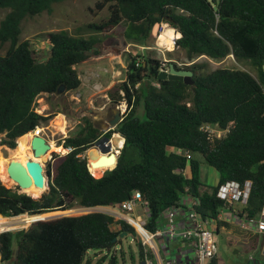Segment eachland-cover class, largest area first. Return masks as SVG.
Instances as JSON below:
<instances>
[{
  "label": "trees",
  "instance_id": "16d2710c",
  "mask_svg": "<svg viewBox=\"0 0 264 264\" xmlns=\"http://www.w3.org/2000/svg\"><path fill=\"white\" fill-rule=\"evenodd\" d=\"M62 1L0 0V10H7L0 21V45L8 44L0 55V136L11 149L17 139L48 121L49 116L35 112L36 99L58 94L59 88L77 90L81 82L75 67L100 55L96 39L65 31L47 34L50 49L45 62H39L43 57L29 41H20L25 18L50 14L52 6ZM104 5L108 19L90 28L103 32L123 23L127 44L143 47L156 24L174 29L180 35L176 47L185 55L193 84L158 80L160 61L143 53L129 54L125 79L109 97L112 103L127 105L122 120L107 134L123 139L115 168L98 179L89 173L83 154L95 146L100 132L85 120L61 143L70 152L55 155L46 166L48 191L39 199L5 188L0 170V216L33 217L73 206L121 210L139 193L150 234L159 229L168 209L187 210V197L196 202L192 209L202 219L215 222L217 233L228 225L217 218L227 208L216 197L217 188L228 181L240 185L250 181L248 201L239 211L246 219L257 217L264 203V0H102L97 7ZM230 56L251 62L255 77L240 69L207 73L194 62L199 57L222 62ZM204 126L224 134L210 137ZM195 156L216 172L213 186L201 182V162ZM114 224L117 231L111 228ZM131 230L125 222L98 212L36 221L26 230L1 234V264H83L88 251L110 252L118 237ZM258 238L255 234L253 242ZM138 248L139 263L153 261L141 243ZM107 264L119 263L112 256ZM209 264H218L216 255Z\"/></svg>",
  "mask_w": 264,
  "mask_h": 264
},
{
  "label": "rangeland",
  "instance_id": "374dc122",
  "mask_svg": "<svg viewBox=\"0 0 264 264\" xmlns=\"http://www.w3.org/2000/svg\"><path fill=\"white\" fill-rule=\"evenodd\" d=\"M101 2L102 0H63L52 6L50 14L42 13L33 18H25L21 23L20 41H29L34 51L43 58H46L50 49L46 36L51 32L65 31L71 35L79 37L94 38L99 42L95 48L100 50V55L90 57L88 60L75 67L78 77H80V80L83 83L80 92L77 89L75 91L60 92L53 95L43 94L35 101V112L39 115L49 116L48 121L39 125V129H41L39 136L43 137L47 143L53 147V149L50 150L51 152L49 151L47 153L46 158L48 161L44 167V171H46V166L51 164L55 155L65 152V149L61 146L63 139L77 133L79 128L85 123V120L93 122V119H103L106 108L110 109L118 103L120 104L122 114L124 115L126 113L127 105L124 101L115 104L111 102L109 97L111 94L113 95L117 92V86L125 79L129 54L136 55L143 53L146 57L158 60L163 65L166 64L163 66L164 70L168 69V64L166 62H173L178 68L185 69V55L181 50L176 46L173 48L169 45L158 46V35L167 29H172L165 23L156 24L153 27L150 38L142 47L143 50L140 49L141 46L126 43L123 38V31L125 29L123 23L116 27L105 29L103 32L90 28L92 25L98 26L102 22H105L109 17L108 5H104L100 8L97 7ZM6 14L7 10H0V21ZM169 41L170 40H168V42ZM7 47L8 44L0 45V55L4 54ZM194 62L200 64L203 67L204 72L207 73L217 68H228L249 72L254 77L256 75V70L251 62L246 60L236 61L231 56L222 62L211 61L204 57H199ZM90 83L94 86L97 85V89L94 88L95 91L86 93L87 95H81L85 92L87 85ZM136 111L140 114L141 107L138 106ZM59 115H61L65 121V130L63 132L59 131L56 124V118ZM29 135L31 136L29 137ZM112 135L113 134H111V136ZM32 136H34V134H28L17 139L15 141V146L19 142L26 148L30 147L29 143ZM3 138L4 135H1L0 150L2 151L3 158H8V151L13 149L2 143ZM90 150L99 151L96 147H91L85 151L83 157L86 158L87 153ZM112 150H118V153L114 151L115 153L113 154L118 155L120 148L112 147ZM195 157L200 159L199 161L201 162V182L207 187L213 186L215 184L216 175L214 169L206 165L198 156ZM88 160L91 161L93 158ZM88 162L86 160L87 165ZM114 165L115 161L111 167L104 170L103 173L101 172L98 177L93 175L94 178L98 179L102 177L105 172L110 171L111 168L113 169ZM0 170L2 172V169ZM1 175L3 184V172ZM7 180L9 182L8 185L3 184L5 188L11 189L19 194H26L22 190H19L14 182L8 177ZM47 191L48 189H46L45 186V189L40 196L47 193ZM39 197L36 199H39ZM107 208L108 207L80 209L78 206H73L70 210L50 212V214L57 213V215L52 217L46 216L40 219L76 217L94 212L106 214L109 213L106 211ZM131 213L133 214L134 219L138 218L141 221H145L147 218V215L143 212L140 205H137L132 209ZM25 217L30 216L20 215L10 219L21 218V220H24ZM33 222L28 224L20 222L14 229L10 230V232L16 233L21 230H26ZM223 227L224 230H219L218 234L215 233L218 264H264V256L260 249V236L257 243H254L253 240L255 233L242 229L238 224L228 223V225ZM111 228L113 231H117L119 227L117 224H114ZM118 241L119 243L110 252L95 250L88 251L83 264H86L87 261H89L90 264H107L112 256H116L119 264H139L138 243H141L143 246L140 237L136 236L133 238L130 235H120ZM153 244L154 248L152 250H149V247H143L146 251L152 254L153 259L154 256L160 258L157 238L153 239ZM170 247H172V245H170Z\"/></svg>",
  "mask_w": 264,
  "mask_h": 264
},
{
  "label": "built area",
  "instance_id": "2783aa9c",
  "mask_svg": "<svg viewBox=\"0 0 264 264\" xmlns=\"http://www.w3.org/2000/svg\"><path fill=\"white\" fill-rule=\"evenodd\" d=\"M178 39H179V34L174 32V38L171 39L169 46L172 48L176 46V41ZM158 46L161 45L158 43ZM138 63H140L139 60L136 61V65H138ZM202 130L206 132L210 137L213 136L220 137L224 134L223 131L216 130L215 128L209 126H204ZM40 131L41 129H39L38 126L35 127V129L30 134L32 135L34 134V136H39ZM70 150L71 148H66L65 152H61L60 154L68 153L70 152ZM114 151L118 153V150H114ZM99 152L104 155L109 154L102 151ZM184 156L189 158L188 153H185ZM87 169L89 171L88 165H87ZM91 176L94 177L92 174ZM250 189H251L250 181H246L243 185H240L234 181H228L217 188L216 197L222 200L226 205L227 208L225 211H229L231 215L236 220H238L239 227H241L244 230H249L251 231V233H255L256 235H259L261 237L260 249L264 256L263 253L264 203L257 217L252 219H246L244 216H240L239 208L246 205L248 201ZM137 205H140L143 209V212L147 215L146 204L142 201V198L139 193H135L129 200H127L122 205L121 210L111 207L110 209L106 210L107 212H109L106 214L113 217L114 221H123L127 225H129L132 229H134L137 232L138 236L140 237L143 246L149 247V250H151L153 249V239L161 236L163 234L162 233L163 230L161 229V231H159L158 229L154 234H150L145 227L146 220L141 221L138 218L134 219L131 210L134 209ZM194 206H196V202L194 200H191L187 203V210H183L181 207H178L174 209H168L167 211H165L163 214L165 220L164 232L169 240H180V241L188 242L191 245L193 252V260L191 264H209L210 260L217 254L215 229L214 228L211 229L210 227V224L213 223L215 225V222L202 219V217L192 209ZM223 212H221L217 216L219 221L222 220ZM178 215L183 216V223H182L183 226L180 229L176 225V218ZM5 219H10V218H5ZM10 230L12 229L8 228V226H5V224H0V236L3 233L10 232ZM0 264H1V255H0ZM146 264H151V262L146 261Z\"/></svg>",
  "mask_w": 264,
  "mask_h": 264
},
{
  "label": "water",
  "instance_id": "95a60500",
  "mask_svg": "<svg viewBox=\"0 0 264 264\" xmlns=\"http://www.w3.org/2000/svg\"><path fill=\"white\" fill-rule=\"evenodd\" d=\"M155 17H158V15H155ZM164 20L167 22H172V20L168 17H164ZM46 60L47 58H42L39 62H45ZM191 77H192V73L190 71L186 69L178 68L173 62H168V69L160 70L158 73L157 79L158 80L180 81L187 86H191L193 84ZM62 91H63V88H59L57 92L60 93ZM122 117H123V114L120 110V104L118 103L114 105L112 108H110L109 112H107V123H106V120L103 121L102 119H98V121L103 126L102 128L99 126H96L95 124L93 126L96 130H100L103 132L113 130L116 128L117 124L122 120ZM105 118H106V115H105ZM49 148H50L49 144L43 137L32 136L30 139V150H31L32 156L34 159L43 158L42 159L43 163L29 160L28 162H26V165L24 168L18 162L10 160L8 167H7V174H8V177L14 182L15 186L19 190L28 188L29 186H31V184H33L36 187H41L45 185L46 189H48L49 175L47 174L46 171H44V167L47 164L48 159L47 158L44 159V155L49 150ZM102 152H106V150ZM118 155L114 156L115 166L117 163ZM112 156L113 154H109L107 159L111 158ZM86 158L88 160V153H87ZM58 218H61V217H57L55 219H58ZM48 220H53V219L52 218H47V219L36 218L34 222L48 221ZM126 235H130L133 238L138 236L137 232L134 229L129 232H124L121 234V236H126ZM115 240L116 238L113 239V241ZM263 253H264V249H263ZM139 264H146V261L145 260L140 261Z\"/></svg>",
  "mask_w": 264,
  "mask_h": 264
},
{
  "label": "bare ground",
  "instance_id": "6f19581e",
  "mask_svg": "<svg viewBox=\"0 0 264 264\" xmlns=\"http://www.w3.org/2000/svg\"><path fill=\"white\" fill-rule=\"evenodd\" d=\"M158 36H159L158 37V43L161 46H167V45H170L171 39L174 38V33H173L172 29H167L166 31L161 32ZM168 40H170V41L168 42ZM56 124H57V127L59 128V131L63 132L65 130V128H64L65 121L61 115H59L56 118ZM30 136L31 135H29V137ZM111 145H112V147L121 148V146L123 145L122 138L117 134L113 135V137L111 139ZM29 146H30V143H29ZM49 146H50V148L46 152V154L44 155V159H46L47 153L53 149V147L50 144H49ZM1 152L2 151L0 150V169H2V172L4 175L3 176V184H5V185H8V183H9L7 180V177H8L7 167H8L10 160L18 162L24 168H25L26 162H28L29 160L36 161V162H43L42 161L43 158L34 159L32 156L30 147L26 148L23 144H21L19 142L17 143L16 147L13 150L8 151V153H7L8 158H3ZM114 156L115 155H113L111 158L107 159L108 158L107 155L101 154L97 150L88 151V159L93 158V160H91V161L88 160L89 161L88 162L89 172L92 175L98 177L101 174V172L103 173L104 170L108 169L109 167H111L114 164V161H115ZM89 163H90V165H89ZM44 189H45V185L41 186V187H36L33 184H31V186L23 189L22 191L24 193L28 194L29 196L33 197V198H37L41 195V193L43 192ZM55 215H57V213H54V214L46 213V214H43V215H40L37 217L36 216L25 217L24 220H21V218L5 219V218L0 216V224H5V226H8V228L14 229L15 226L18 225L20 222H25L26 224H28V223L36 220V218H43L46 216L52 217Z\"/></svg>",
  "mask_w": 264,
  "mask_h": 264
},
{
  "label": "crops",
  "instance_id": "0c3cea01",
  "mask_svg": "<svg viewBox=\"0 0 264 264\" xmlns=\"http://www.w3.org/2000/svg\"><path fill=\"white\" fill-rule=\"evenodd\" d=\"M174 31V29H172ZM141 50H143L142 47H140ZM80 79V77H79ZM81 82V80H80ZM81 86H83V83L81 82L80 87L78 88V91L80 92ZM97 85H92L91 83L87 85L86 90L81 95H87L86 93L93 92L95 89H97ZM216 173V172H215ZM184 175L186 177L189 176V171L186 169L184 171ZM217 180V174L215 175V182ZM189 201V197L184 199V202L187 204ZM183 202V201H182ZM111 207H108L107 209H110ZM222 220L224 222H227L229 224L236 223L238 224V220H236L229 211H225L222 213ZM221 220V221H222ZM183 216H177L176 218V225L180 229L183 226ZM211 229H215V225L213 223L210 224ZM162 231V235L157 238V242L159 245V257L154 256L153 261L151 260V264H191L193 260V252L192 247L188 242L180 241V240H169L165 235V220L164 217H162L160 221V227L159 231ZM219 230H224V227L219 228ZM217 231V234L219 232ZM172 245V247H170ZM154 248V244H153ZM152 250V249H151ZM148 261V260H146Z\"/></svg>",
  "mask_w": 264,
  "mask_h": 264
},
{
  "label": "flooded vegetation",
  "instance_id": "af4514ba",
  "mask_svg": "<svg viewBox=\"0 0 264 264\" xmlns=\"http://www.w3.org/2000/svg\"><path fill=\"white\" fill-rule=\"evenodd\" d=\"M161 69H164L163 67ZM107 112H109V109L106 108V112L104 114V117L103 119L102 118H98V119H102L103 121L106 120V123H107ZM105 115H106V118H105ZM98 119H93V122L92 124L96 125V126H99V127H103L102 124L98 121ZM111 130L109 131H106V132H103V131H100L98 130V132H100V136L98 137L97 139V142L95 144L94 147H96V149H98L99 151H104L106 150V153H109V154H114L115 152L112 150V145H111V138L110 136L107 137V134L110 132ZM105 134H106V137H105ZM106 144V145H105ZM102 154V153H101ZM108 154V155H109ZM107 155V156H108Z\"/></svg>",
  "mask_w": 264,
  "mask_h": 264
},
{
  "label": "clouds",
  "instance_id": "9594fccd",
  "mask_svg": "<svg viewBox=\"0 0 264 264\" xmlns=\"http://www.w3.org/2000/svg\"><path fill=\"white\" fill-rule=\"evenodd\" d=\"M174 32H175V31H174ZM174 32H173V33H174ZM176 33H177V32H176ZM179 37H180V35H179ZM166 63L168 64V62H166ZM164 65H166V64H164ZM164 65L162 64V66H164ZM161 68H162V67H161ZM161 68H160V70H162ZM30 133H31V132H30ZM30 133H29V134H30ZM107 215H108V214H107Z\"/></svg>",
  "mask_w": 264,
  "mask_h": 264
}]
</instances>
